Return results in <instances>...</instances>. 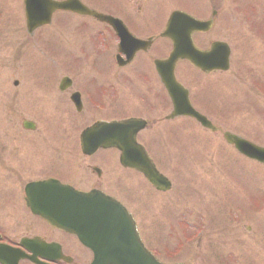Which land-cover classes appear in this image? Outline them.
I'll use <instances>...</instances> for the list:
<instances>
[{"label":"rangeland","instance_id":"1","mask_svg":"<svg viewBox=\"0 0 264 264\" xmlns=\"http://www.w3.org/2000/svg\"><path fill=\"white\" fill-rule=\"evenodd\" d=\"M256 1L206 2V12L202 18L209 17L212 5L218 11V16L216 26L210 34L202 35V45L207 46L210 39L229 41L233 46V57H239V52L242 54V43L239 42H243L242 39L246 37L250 42H258L260 47H264V0H258L257 3ZM124 2L126 8L130 6L134 11L138 10V6H142V19L154 5L159 7V13L150 12L151 18L157 19L163 14L165 21L170 13L179 7L186 8L196 16H200L204 11L202 1L195 3V0ZM56 17L58 16L54 19ZM24 19L23 0H0V192L6 190L2 188L5 184L15 188L20 216L18 221L17 218L14 220L12 226L14 235L24 231L22 224L26 221V209L21 195L18 197V192L20 194L22 189L19 182L28 175L20 171V167L26 168L20 163L22 160L28 161L29 166L38 163L29 153L26 138H34L38 133H52L53 129L42 122L38 124V130L28 132L22 127V120H37L40 117L59 120L61 116L69 117L68 112L71 111V107L63 103L64 96L58 90L59 80L62 75L70 74L69 69L57 64L58 60L53 61L47 55L37 53L35 47L38 48L44 43L38 42L36 36H27ZM51 30L53 32V29ZM66 32L68 38L72 39L73 33H69V30ZM44 38L51 40L49 44L54 50L56 34ZM195 41L201 44V37L196 36ZM35 44L37 45L33 47ZM29 47L36 56L43 57H37L41 64L40 68L35 69H49L53 73L59 69L52 83H48V90L39 91V81L35 80L37 77H31L28 72L25 55L32 54ZM52 50L50 56L54 57ZM45 51L47 52V49ZM29 63H33L32 58ZM187 71L189 72V69ZM249 76L251 80L252 69L232 64L230 72L204 78L207 90L216 84L226 88L222 95L224 101L221 96L219 102L222 109L213 110L218 99L216 95L207 94L204 106L211 109L208 110L211 113L209 116L214 123L226 127L228 131L234 130L248 139L254 138L256 143L264 145V97L252 92ZM260 76L264 77V73ZM15 81L18 83L15 84ZM193 88L198 95V81L193 84ZM32 89L41 92L36 99L43 107L41 115L37 114L39 108H36L35 112L27 110L28 105L24 98L22 99L23 93L31 94ZM128 91L126 89V92ZM35 95L37 94L33 93L32 97ZM251 96L257 101L254 108L247 106ZM256 106H259L258 112ZM167 111L168 106H165L154 115L161 116ZM172 130L176 142L173 143L174 149H170L168 153L164 151L163 156H158L157 159L164 173L173 182L172 190L165 194L152 191L146 194L147 191L145 192L142 186H135L139 183L137 177L129 174L126 182L116 185L120 190L110 186H106V189L126 196L124 200L135 212L138 227L142 229L145 240L163 262L264 264V165L242 157L225 143L219 133L196 126L190 120H174L157 126V132L159 131L164 140L170 137ZM152 133L154 132L149 130L146 135ZM36 140L35 151L39 150L38 145L44 147V144V149L50 154L59 148L55 146L54 139L46 137L43 141L39 137ZM179 145L181 149L176 148ZM113 179L111 175L110 180ZM124 187L127 191L140 190L141 198L145 201L138 206L132 198L122 193L121 188ZM125 198H128V201ZM180 201L182 203L179 204ZM170 204L171 207L166 209ZM154 221L159 227L154 225ZM190 236L194 237L188 238ZM175 252L177 256H172Z\"/></svg>","mask_w":264,"mask_h":264},{"label":"flooded vegetation","instance_id":"2","mask_svg":"<svg viewBox=\"0 0 264 264\" xmlns=\"http://www.w3.org/2000/svg\"><path fill=\"white\" fill-rule=\"evenodd\" d=\"M80 1L100 13L118 18L124 30L115 29L109 21H101L93 16L88 17L81 14L78 10H72L56 12L59 15V20L55 23V27L50 25V27H39L31 32L27 31L28 37L36 36L37 40L42 41L43 37L50 32V28L54 29L57 40L55 60H58L57 64L69 69L70 73L62 75L58 82V90L64 96L63 103L68 104L71 111L68 112L69 117L61 116L59 120H46L47 118L44 117L33 120L35 123L44 122L47 126L55 128L52 139L56 143L55 146L59 148L51 154L44 149L45 144L44 147L40 145L38 151L30 150V154L38 160V163L29 166L27 161L26 168H20V171L26 173L28 177H24L25 179L19 182L22 189L20 194L18 192V197L21 195L26 209V211L24 210L26 221L22 224L24 231H19L17 235L13 234L15 231L12 228L14 220L17 218L18 221L20 216V205L17 203L15 188L5 184L2 188L6 190L0 192V243L18 249L19 256L36 255L38 259L45 260L50 264H91L95 258V252L84 246L77 234L57 228L47 223L41 216L32 213L25 203L28 184L54 178L79 191L88 192L97 189L120 201L137 220L135 212L124 200L126 196L119 192L115 194L106 189V186L120 190L116 185L119 186L124 181L126 182L129 174V176L137 177L139 183L135 186H142L145 192L147 191L146 194L149 191L157 190L142 173L123 165L121 149L99 148L92 154L83 153L80 148L82 132L99 121L124 120L132 117L144 120V128L139 129L136 140L157 161L158 156H163L164 151L168 153L170 149L173 150V143H176L174 131L172 130L173 133L170 134V137L164 140L159 131L157 132L158 124L180 119L195 120L188 116L170 117L174 111V103L168 88L161 81L158 63L166 61L171 56L175 50V42L171 37H163L169 18L165 21L163 14L157 19L151 18L149 15L152 11L159 13V7L156 8L154 5L153 8L152 6L153 9L147 12V16H143L142 19V6H138V10L134 11L130 6L126 8L124 0ZM201 1L204 4V14L202 13L198 17L202 20H212V26L207 31L194 32L192 34L194 44L202 53H207L211 50L213 43L222 41L227 43L230 69L227 71L221 69L205 71L197 68L188 60L179 59L174 69V75L177 81L184 86L183 89H187L191 103L210 120H213L208 111L211 109L204 106L206 96L207 94L216 95L218 99L213 110L222 109V104L219 102H221V96L226 88L216 84L207 90L204 78L230 72L232 64L233 66L234 64L247 66L252 69L251 80L249 76L252 92L264 97V77L260 76L264 73V47H260L258 42H250L247 37L243 38V42H239L242 43V54L238 53L239 58L238 56L233 57V46L229 41L210 39L207 46L202 45V35L210 34L216 26L218 11L212 5L209 17L202 18L206 12V2L210 0H195V3ZM178 10L188 12L184 7H179ZM173 12L174 10L170 15ZM67 30L69 33H73L72 39L68 38ZM172 34L175 37H180L181 33L172 29ZM196 36L201 37V44L195 41ZM225 49L228 48L222 42L220 46L222 54ZM216 56L220 57L221 54L217 52ZM58 70H55V73H58ZM28 72L31 77H37L35 80L39 81L37 87L39 91L50 88L48 83H52L55 75L51 70L28 68ZM170 72L169 68L165 70V74H170ZM187 73L189 75H186ZM196 81L200 86L198 95L193 91V84ZM126 89L129 91L126 92ZM33 93L37 95L32 97ZM40 94L41 92L33 90L31 94L23 93L22 99L24 98L23 100L30 108L43 109L39 105L40 101H36ZM180 97H184L183 92ZM222 99L224 101L223 96ZM256 103L257 101L251 96L247 106L254 108ZM165 106H168V111L165 114L154 115ZM256 107L258 112L259 106ZM218 126L221 131L228 130L220 124ZM149 130L154 133L146 135ZM229 131L232 130L229 129ZM232 132L240 135L234 130ZM217 133L222 135V132ZM39 137L44 141L48 135L47 133H38ZM34 140H36V136H34ZM34 140H26L27 146H33ZM6 169L8 168L6 167ZM78 175L80 177H76ZM111 175L113 180H110ZM77 178L80 180H76ZM121 189L122 193L132 198L138 206L145 201L144 198H141L140 190L134 192L131 189L127 191L125 187ZM125 199L128 201V198ZM24 239H31L34 242L26 245L22 243ZM4 255L6 260L11 259V253L7 252ZM19 258L18 264H37L29 257Z\"/></svg>","mask_w":264,"mask_h":264},{"label":"water","instance_id":"3","mask_svg":"<svg viewBox=\"0 0 264 264\" xmlns=\"http://www.w3.org/2000/svg\"><path fill=\"white\" fill-rule=\"evenodd\" d=\"M36 0H26V18L28 23V28L30 30L34 29L35 26V20L36 18L39 19L40 22H46L50 23L52 14L54 11L58 8L65 7L66 3L63 2L62 4L60 2H57L55 0H41L38 4L35 2ZM35 2V3H34ZM43 6V9L40 11V8ZM100 18H105L104 16L98 15ZM184 21L186 24H184V27L182 25L177 24V22ZM209 24L211 25V22H202L199 20H196L192 17H189L183 13L175 12L169 22L167 31L164 33V36H170L173 38L175 42V51L171 55V57L166 62L159 63L160 66H162L165 70L170 69L169 77L162 76L166 87L169 89L172 100L174 103V111L170 115V117H175L177 115H187L191 117H195L201 124L216 132L218 130V127L215 126L211 121H209L205 116L197 112L188 101V97L186 94L188 92L184 90L182 87L178 85V83L174 79L172 66L176 62L177 58L179 57H186L189 58L192 62H194L196 65L201 67L204 70H209L212 67H221L224 68V64H217L215 61L216 52L218 46H216V43H213V50L210 53H202V57L200 56L199 52L194 49L190 34L193 30L200 29H207L209 27ZM175 25L177 28L185 29L183 32L182 37H175L172 34V29H175ZM180 45V46H179ZM226 61V56L224 58V62ZM228 62V58H227ZM202 64V65H201ZM227 69V66L225 67ZM181 92L184 93V97H180ZM137 120H126L121 123H112V124H104V123H98L89 129L85 131L83 134L82 139V147L84 151H87L92 144H94V148H97L99 145H114L121 149H123L122 154V162L125 165L135 167L136 169L142 171L145 176L156 185L159 189H168L170 187V182L162 175L160 174L157 169L155 168L153 162L148 157L147 154L143 153L141 156V153L136 154L135 152H128V149H131L134 143V140L130 139L129 142H125V145L122 144L123 142L122 138H114V139H105V140H99L94 141L90 143V146L88 145V135L89 133L94 132H102L104 130H112V131H118L120 128L123 129L124 126H129L130 123L134 124ZM128 133V132H127ZM225 140L236 147V149L243 155L249 157L250 159H254L260 163H264V147L259 146L249 140H246L236 134L230 133V132H224L223 134ZM128 138V137H127ZM126 138V139H127ZM129 140V139H128ZM142 151V150H141ZM51 181L46 182H38L33 183L29 185L28 188V194L31 196L29 199L27 198V204L32 209V211L36 214L41 215L43 218H45L48 222H50L53 225H56L58 227H61L69 232H75L76 230L72 228L73 219H75V212H76V206L77 203L73 201L72 197L78 198V201H81L84 205L88 206L91 201L90 199L95 198L96 201H101L103 204L108 205L110 207V213L115 218V220H123L122 226L117 227V231L122 232L126 231V234L122 235L124 236L126 242L127 240L131 244V247L133 249L132 253L137 256L138 264H161L154 257L143 247V245L140 242V239L135 231L134 224L131 220L130 215L126 211V209L117 203L116 201L106 197L103 195V193L99 191H95L92 193H80L76 192L69 186H62L58 183V181L53 180L52 183L55 182V184H50ZM38 187L42 188H48L51 189L54 194L52 195L51 200H55L53 202L48 201L47 199H40L39 196H32L31 191L34 189H37ZM57 200V202H56ZM78 206H81L78 203ZM84 243L88 245V242L85 241ZM2 249L0 248V254ZM131 250L126 249V253L129 254ZM0 262L3 264H13V263H7L0 257ZM15 264V263H14ZM100 264H103V259H100Z\"/></svg>","mask_w":264,"mask_h":264}]
</instances>
